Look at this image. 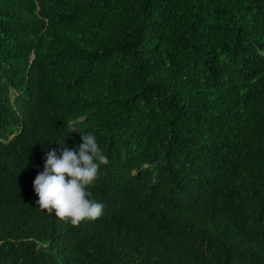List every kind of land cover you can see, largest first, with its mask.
Returning <instances> with one entry per match:
<instances>
[{
    "label": "trees",
    "instance_id": "obj_1",
    "mask_svg": "<svg viewBox=\"0 0 264 264\" xmlns=\"http://www.w3.org/2000/svg\"><path fill=\"white\" fill-rule=\"evenodd\" d=\"M69 120L76 226L33 188ZM0 264H264V0H0Z\"/></svg>",
    "mask_w": 264,
    "mask_h": 264
},
{
    "label": "clouds",
    "instance_id": "obj_2",
    "mask_svg": "<svg viewBox=\"0 0 264 264\" xmlns=\"http://www.w3.org/2000/svg\"><path fill=\"white\" fill-rule=\"evenodd\" d=\"M65 126L67 135L79 132L82 143L74 149L59 143L58 149L47 151L43 171L34 179L33 188L38 196L35 203L42 210L54 212L60 220L76 226L83 220H95L102 215L103 203L92 198L88 189L108 158L92 132H83L72 120L66 121Z\"/></svg>",
    "mask_w": 264,
    "mask_h": 264
}]
</instances>
